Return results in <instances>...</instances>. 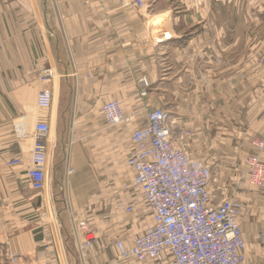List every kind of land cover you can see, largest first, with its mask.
I'll return each mask as SVG.
<instances>
[{
    "label": "crops",
    "instance_id": "crops-1",
    "mask_svg": "<svg viewBox=\"0 0 264 264\" xmlns=\"http://www.w3.org/2000/svg\"><path fill=\"white\" fill-rule=\"evenodd\" d=\"M234 2L183 0V11H166L169 21L159 23L169 36L154 39L138 16L146 10L117 0H0V260L12 255L26 264H124L117 261L115 242L129 246L151 224L141 194L122 185L131 179L125 165L131 134L147 124L146 113L154 108L167 113L173 142L185 139L193 158L236 154L242 147L257 151L250 141L253 132L264 139V121L261 115L251 120L250 110L243 120L237 106L242 102L235 99L248 89H264V1L254 11L248 7L238 22ZM230 8L222 29L218 16ZM222 54L229 61L218 67ZM49 69L52 76L42 83L53 95L45 184L53 175L66 185L64 210L67 205L86 218L94 240L83 255L69 216L67 224L55 223L48 214L51 195L45 186L33 190L26 176L36 94ZM142 77L149 84L145 97ZM111 100L120 102L132 118L129 124L107 126L100 108ZM21 122L27 137L17 140L13 128ZM121 135L126 140L118 146ZM240 137L246 145L236 143ZM17 158L24 162L7 165ZM59 173L62 178H56ZM246 188L244 180L209 183L213 205L233 194L244 202L245 264H264V239H257L264 235V193ZM118 202L134 212L126 213ZM163 255L157 264H164Z\"/></svg>",
    "mask_w": 264,
    "mask_h": 264
},
{
    "label": "built area",
    "instance_id": "built-area-1",
    "mask_svg": "<svg viewBox=\"0 0 264 264\" xmlns=\"http://www.w3.org/2000/svg\"><path fill=\"white\" fill-rule=\"evenodd\" d=\"M121 6L129 5L140 11L147 9L146 0H117ZM51 70H45L41 84L50 79ZM140 96H146L148 82L139 80ZM43 85V84H42ZM53 95L48 87L40 88L35 99L33 143L29 151V168L26 176L35 191H43L50 156L48 136L51 133L50 110ZM100 112L109 128L127 125L132 118L126 116L117 100L105 102ZM264 120V102L260 105ZM147 124L133 130L130 140L132 150L125 161L131 173L130 181L122 185L123 191H138L150 213L151 224L126 246L116 241L117 261L124 264H152L162 254L168 255L170 264H245V243L240 218L245 204L234 195L212 204L209 190L211 170L203 161L193 158L187 151L186 140L175 144L168 127V115L160 108L146 113ZM24 120V119H23ZM17 140L27 137L23 122L14 126ZM47 139V140H46ZM252 147L263 152L264 140L253 139ZM13 159L8 166L22 164ZM246 184L264 188V161L260 156L245 159ZM67 167V175L72 173ZM126 213H133L132 205L116 204ZM70 223L81 255L94 240L89 224L80 213L69 208ZM1 220V215H0ZM263 241L264 235H257ZM6 264H26L22 256H10Z\"/></svg>",
    "mask_w": 264,
    "mask_h": 264
},
{
    "label": "rangeland",
    "instance_id": "rangeland-1",
    "mask_svg": "<svg viewBox=\"0 0 264 264\" xmlns=\"http://www.w3.org/2000/svg\"><path fill=\"white\" fill-rule=\"evenodd\" d=\"M159 1L163 2L160 6L157 4H156V6H154L153 5L154 0H151L150 2L148 1L147 9H145L146 11H142L141 13L140 12L138 13L139 14L138 16H140L143 19L142 22L145 23V27L147 28L148 33L149 32L152 33L154 36L153 37L154 39H157V37L162 38V36L163 37L169 36L165 32V30L167 31V28L165 27L164 23H162L163 25L162 24L159 25V23L162 22V20H163V22H165L167 20L169 21L168 16L170 14H167V13L163 14V13H165L166 11H169L170 13L172 12V14H176L177 12L183 11L182 9L184 6V4L182 3L183 0H159ZM232 1H235L234 3L238 4V8H237V6H234L235 8H233V16H234L235 22H238L240 20L239 18L242 17V13L244 12L246 14V11H248V7H251V11H254V9L252 8V7H254V4H256L258 2H262L264 0H232ZM164 6H168V8L164 9L163 8ZM219 6H221V5H219ZM221 7H223V6H221ZM223 11L225 12V10H223ZM229 12H231V8L228 10L226 9V13L220 14L218 16V23H219V26H222V29H223L224 24L226 22V18L231 16V13H229ZM235 27L238 29V32L241 31V25L236 24ZM161 31H162L163 35L157 34L158 32H161ZM223 43H225V42H223ZM259 59H261V58H259ZM227 60L229 61V59L226 58L224 56V54L218 55V57H217L218 67L224 66V64L227 63ZM262 60H263L262 62H264V58ZM255 62H253V63H255ZM42 86H43V88L47 87L46 84H43ZM262 89L257 90V89L251 88V89L246 90L243 94H237L236 95V97H237L235 99L236 102H240V101L242 102V104H239L237 106H238V109H239L241 116L243 117V120H246V117L249 113V110L251 111V113L249 114L248 117H250V119L253 120L252 117L255 116V119L259 120V117H260L259 107L264 102V101L262 102V100H263V93L262 92H264V89L263 90ZM261 90H262V92H261ZM255 133L256 132H253L252 134L255 135ZM254 135H253V138L251 139L250 143L252 142L253 139L257 138ZM86 139L89 140L91 138H86ZM93 139H94V137L92 138V140ZM125 140H126L125 135H121L120 137H118V139H117L118 146L124 144ZM241 140H242V138L240 137V139L236 140V143L246 145V142L241 141ZM106 141L107 142H113L112 140H110L108 138H106ZM69 146H71V144H69ZM251 147H252V145H251ZM248 149L246 147H244V148L242 147L241 152L236 153V154L227 153L228 151H224V153H226L224 155L217 153V154H203L202 156H200L199 159H201V160H205V161L209 160V162L208 161L207 162H208L209 166L211 167V172H212L210 182L215 185L219 181L228 182V183L234 182V180L235 181L236 180L243 181L244 180L243 176L246 173L245 172L246 171L245 159L247 156H249V155H254V156L261 155L262 160L264 161V157H263L264 153L259 152V151L258 152L255 151V153H254V152L250 151V149L248 151ZM112 150H110V152ZM241 163H243V166L241 165ZM56 176H57L56 178H62L63 174L59 173ZM54 178L55 177H53V175H51V177H49V183L50 184L49 183L45 184V189L49 193V196L51 195L50 196L51 200H49V203H48V214L50 215V212H51L52 213L51 215H53V217L55 215V218H56L55 223H57L58 225H60L62 223L61 220L63 221V223L66 222L65 224H67L68 223V216H69V211H67L68 206L66 205V209L64 210V205H63L65 202V199H66V195H65V192H61V189L65 190L66 185L57 184L54 181ZM244 182H245V180H244ZM246 187H247L246 189H248L250 191V193H253L255 195H257L258 193H262V192L264 193V190H263L264 188L263 189H256V188H252V187L248 186L247 184H246ZM252 190H254V191H252ZM242 191L247 192L246 190H242ZM45 209L46 208L43 205V214L46 215ZM50 217H52V216H50ZM45 219H46V217H45ZM69 219H70V216H69ZM161 259L164 260L163 261L164 264H170L169 263L170 258L168 255H163ZM7 262H8V260H0V264H6ZM157 263H159V260H156L152 264H157ZM129 264H136V263L131 262Z\"/></svg>",
    "mask_w": 264,
    "mask_h": 264
},
{
    "label": "bare ground",
    "instance_id": "bare-ground-1",
    "mask_svg": "<svg viewBox=\"0 0 264 264\" xmlns=\"http://www.w3.org/2000/svg\"><path fill=\"white\" fill-rule=\"evenodd\" d=\"M259 112H260V107H259ZM260 115H261V113H260ZM262 118V117H261ZM262 120H263V118H262ZM264 121V120H263ZM258 139H260V138H258ZM261 140H264V139H261ZM262 153H264V150H263V152ZM254 156V155H253ZM257 156H260V158L262 159V157H261V155H257ZM245 168H246V166H245ZM246 172V171H245ZM245 175V174H244ZM246 183V182H245ZM237 199H239V200H241L238 196H237V194H233ZM242 201V200H241ZM243 202V201H242ZM244 203V202H243Z\"/></svg>",
    "mask_w": 264,
    "mask_h": 264
}]
</instances>
